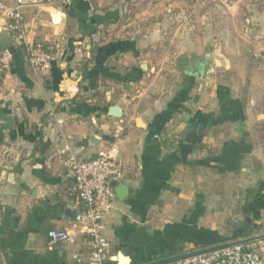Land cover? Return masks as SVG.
I'll list each match as a JSON object with an SVG mask.
<instances>
[{"label":"crops","instance_id":"obj_1","mask_svg":"<svg viewBox=\"0 0 264 264\" xmlns=\"http://www.w3.org/2000/svg\"><path fill=\"white\" fill-rule=\"evenodd\" d=\"M126 2L48 0L23 10L27 44L49 49L52 60L34 71L22 47L8 71L0 67V264H88L85 234L72 244L47 237L82 209L64 165L70 154L85 161L118 150L125 193L114 192L102 223L114 264L248 239L242 223L264 211V75L253 72H264V0L229 1L226 23L208 20L197 34L231 48L171 53V64L153 57L151 30L123 21ZM13 7L0 0V32ZM242 41L258 48L233 47ZM183 52L213 55L207 80L173 71ZM111 106L122 112L118 122ZM193 129L200 143L188 141Z\"/></svg>","mask_w":264,"mask_h":264},{"label":"built area","instance_id":"obj_2","mask_svg":"<svg viewBox=\"0 0 264 264\" xmlns=\"http://www.w3.org/2000/svg\"><path fill=\"white\" fill-rule=\"evenodd\" d=\"M48 0H14L9 15L8 30L15 41V49L25 47L28 65L34 71L45 70L52 60L49 49L40 44L28 45L27 24L23 15L25 8L38 7ZM12 54L0 52V67L8 71ZM64 165L71 171L73 192L81 204V211L69 222L68 228L52 229L47 233L50 244L75 242L78 234L90 239L91 254L88 264H106L109 261L108 241L102 234L103 220L110 214L114 190L110 183L123 178V163L116 147L101 150L89 160H80L70 154ZM174 264H264V236L241 240L234 245L207 254L194 256Z\"/></svg>","mask_w":264,"mask_h":264},{"label":"rangeland","instance_id":"obj_3","mask_svg":"<svg viewBox=\"0 0 264 264\" xmlns=\"http://www.w3.org/2000/svg\"><path fill=\"white\" fill-rule=\"evenodd\" d=\"M229 1L231 0H131V2L125 3L126 11L123 14V21L128 20L127 23L135 26L136 29L144 34L146 31L151 30L149 33L153 32V36H155L153 40H150L149 46V49L153 51V57L157 61L166 59L168 64H171L173 56L168 55L171 53L193 50L203 46L205 50L210 51H213L214 48H217V50L222 49L223 51L224 49L227 50L229 42L224 43L220 41L215 46L210 47L197 34H201L206 29L208 20L211 21L216 18V20L220 19L221 22L226 23L227 19L223 18L226 16L225 5ZM191 35H194L196 39L198 38L197 41H191ZM232 43L237 44L233 46L234 48L236 47L235 49L249 47V53H254L255 49L258 48L254 42L246 43L242 41ZM253 72H256L254 73L255 77H257V74L264 75L263 71L260 72L256 68L253 69ZM261 82L258 81L259 85L264 84L263 78ZM262 159L264 160V153ZM259 166L264 168L263 164ZM227 183L231 184V182ZM232 185L235 184L232 182ZM244 188L247 187L244 186ZM238 202L234 200L235 204H239ZM245 219L248 220V224L245 222L242 224L247 226L245 230L249 233L248 239L249 237L264 235V211L260 218L259 216L256 218L247 216ZM237 241H240V239L231 243Z\"/></svg>","mask_w":264,"mask_h":264},{"label":"water","instance_id":"obj_4","mask_svg":"<svg viewBox=\"0 0 264 264\" xmlns=\"http://www.w3.org/2000/svg\"><path fill=\"white\" fill-rule=\"evenodd\" d=\"M14 45H15V41L10 31L8 29L2 30L0 32V48L2 50H8L10 54L13 55L15 53ZM172 69L176 73L189 74V75L195 76L199 80L205 81L209 78L213 70V55L209 53L205 57H200L195 52L180 53L175 57ZM107 114L110 118L113 119L114 122H118L119 119L121 118L122 112L118 106H111L107 110ZM202 137L203 136L199 134V131L197 129L191 130L190 133L187 135L188 141L193 144L200 143L202 140ZM110 186L113 188L115 193H118V194L125 193V189L123 188L121 184H119V182L113 181L110 183ZM256 237H261V236H256ZM256 237H253L250 239H255ZM235 243H238V242L219 244V245L205 248L203 250H199V251L192 252L189 254L175 256V257H171L165 260H160V261H157L151 264H174L176 262L183 261L185 259H188L194 256L207 254V253H211L214 251L228 248L234 245Z\"/></svg>","mask_w":264,"mask_h":264},{"label":"trees","instance_id":"obj_5","mask_svg":"<svg viewBox=\"0 0 264 264\" xmlns=\"http://www.w3.org/2000/svg\"><path fill=\"white\" fill-rule=\"evenodd\" d=\"M88 62H89L88 60H83L82 61L83 74H84V70H86V67L88 65ZM258 129L262 133V135L259 136V140L262 142V144H264V124H261L260 126H258ZM106 264H114V263L108 261Z\"/></svg>","mask_w":264,"mask_h":264}]
</instances>
